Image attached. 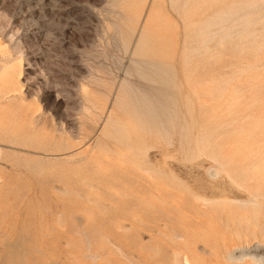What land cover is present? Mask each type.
Instances as JSON below:
<instances>
[{
  "label": "rangeland",
  "instance_id": "rangeland-1",
  "mask_svg": "<svg viewBox=\"0 0 264 264\" xmlns=\"http://www.w3.org/2000/svg\"><path fill=\"white\" fill-rule=\"evenodd\" d=\"M0 13V264H264V0Z\"/></svg>",
  "mask_w": 264,
  "mask_h": 264
},
{
  "label": "clouds",
  "instance_id": "clouds-1",
  "mask_svg": "<svg viewBox=\"0 0 264 264\" xmlns=\"http://www.w3.org/2000/svg\"><path fill=\"white\" fill-rule=\"evenodd\" d=\"M6 20H7V17L3 13H0V22L6 21ZM2 31H3V28H0V32Z\"/></svg>",
  "mask_w": 264,
  "mask_h": 264
},
{
  "label": "bare ground",
  "instance_id": "bare-ground-1",
  "mask_svg": "<svg viewBox=\"0 0 264 264\" xmlns=\"http://www.w3.org/2000/svg\"><path fill=\"white\" fill-rule=\"evenodd\" d=\"M152 6H154V5H152ZM230 202V201H229ZM252 202V201H251ZM231 203V202H230ZM242 203V202H241ZM249 203V202H248Z\"/></svg>",
  "mask_w": 264,
  "mask_h": 264
}]
</instances>
